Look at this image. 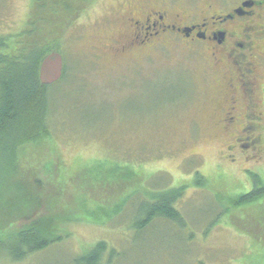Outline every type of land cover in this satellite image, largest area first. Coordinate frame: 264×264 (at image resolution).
I'll return each mask as SVG.
<instances>
[{
	"label": "rangeland",
	"instance_id": "374dc122",
	"mask_svg": "<svg viewBox=\"0 0 264 264\" xmlns=\"http://www.w3.org/2000/svg\"><path fill=\"white\" fill-rule=\"evenodd\" d=\"M30 6L0 0V35L18 33ZM103 9H88L56 41L68 69L48 89L49 136L20 147L22 169L1 159L0 235L39 218L61 222L64 237L21 260L3 250L0 264H72L102 240L103 264H264V196L240 198L264 185V127L247 148L210 123L217 102L201 77L205 62L184 44L138 63L97 60L91 45L115 33L92 25ZM178 188L182 224L157 218L133 228L142 202Z\"/></svg>",
	"mask_w": 264,
	"mask_h": 264
},
{
	"label": "flooded vegetation",
	"instance_id": "af4514ba",
	"mask_svg": "<svg viewBox=\"0 0 264 264\" xmlns=\"http://www.w3.org/2000/svg\"><path fill=\"white\" fill-rule=\"evenodd\" d=\"M99 2L104 9L92 25L115 33L101 47L91 45L97 60L106 53L138 63L175 42L190 47L204 59L201 77L206 89L210 84L208 98L217 102L210 123L232 131L234 142L246 139L247 148L258 144L256 131L264 127V0H97L89 10ZM182 95L188 104L189 88Z\"/></svg>",
	"mask_w": 264,
	"mask_h": 264
},
{
	"label": "trees",
	"instance_id": "16d2710c",
	"mask_svg": "<svg viewBox=\"0 0 264 264\" xmlns=\"http://www.w3.org/2000/svg\"><path fill=\"white\" fill-rule=\"evenodd\" d=\"M95 1L31 0L25 26L16 34L0 35V165L1 159L5 158L4 162L8 166L13 164L22 169V161L17 154L20 147L31 142L40 143L49 136L46 119L50 110V85L42 84L39 79L40 63L50 52H58L57 39L66 28L80 20ZM67 69L64 66L62 78L57 82L67 77ZM252 175L261 180L257 174ZM204 181L196 183L200 185ZM2 191L5 189L0 182V197ZM181 193L180 188L169 189L156 193L154 202H142L140 205L143 209H140L143 217L134 220L133 228L142 230L157 218L182 224L183 216L174 205ZM262 196L264 185L252 188L251 192L240 198L253 201ZM18 201L12 198L7 203L10 208L17 209ZM123 205L116 206L117 210L113 214H119ZM61 224L35 218L33 222L17 228V231L7 233L2 230V233H6L0 235V252L5 250L12 260H21L30 253L47 249L63 239L65 231L60 227ZM106 249V241H99L74 259L72 264H103L101 261ZM111 255H114L113 250Z\"/></svg>",
	"mask_w": 264,
	"mask_h": 264
},
{
	"label": "water",
	"instance_id": "95a60500",
	"mask_svg": "<svg viewBox=\"0 0 264 264\" xmlns=\"http://www.w3.org/2000/svg\"><path fill=\"white\" fill-rule=\"evenodd\" d=\"M64 69L62 54L57 51L50 52L40 63L39 79L44 85H51L62 78Z\"/></svg>",
	"mask_w": 264,
	"mask_h": 264
}]
</instances>
